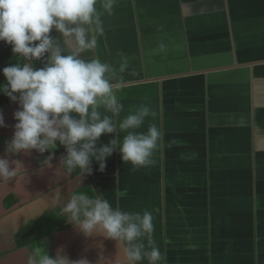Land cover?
<instances>
[{
	"label": "crops",
	"instance_id": "crops-1",
	"mask_svg": "<svg viewBox=\"0 0 264 264\" xmlns=\"http://www.w3.org/2000/svg\"><path fill=\"white\" fill-rule=\"evenodd\" d=\"M101 20L97 47L82 58L116 71L121 118L140 105L156 113L139 129L155 123L162 133L153 163L134 170L117 151L104 172L93 161V173L79 177L56 175L63 147L42 171L48 153L14 155L29 175L0 185V232L37 226L50 212L58 225L54 194L63 203L91 189L113 207L152 213L162 264H264V0H115ZM51 35L63 44L59 33ZM18 107L0 109L8 125L0 128V157ZM65 223L48 239L53 255L62 248L96 264L102 252L107 264H125L115 241L85 237ZM3 238L0 254L13 251L12 264H28L29 247L17 250L13 238Z\"/></svg>",
	"mask_w": 264,
	"mask_h": 264
},
{
	"label": "clouds",
	"instance_id": "clouds-1",
	"mask_svg": "<svg viewBox=\"0 0 264 264\" xmlns=\"http://www.w3.org/2000/svg\"><path fill=\"white\" fill-rule=\"evenodd\" d=\"M114 5L115 0H0V42L10 45L13 57L19 58L0 69L5 77L0 95L19 105L13 136L5 141V156L0 157V185L26 179L29 170L23 161L11 157L33 150L41 156L48 153L39 161L42 171L53 167L59 147L65 149L56 175L77 171L79 177L91 175L93 161L104 172L107 160L117 151L134 170L153 163L162 133L155 123H149L146 131L139 129L156 113L140 105L121 118L124 105L115 94L116 71L94 56L82 58L97 47L93 31H102L101 17L111 15ZM53 30L64 38L63 44L51 35ZM37 62L42 66L37 67ZM3 127L8 125L0 112ZM105 135L111 137L109 141L98 144ZM63 200L57 191L54 202L59 204L62 220L85 237L115 241L125 264L164 261L153 239L151 212L125 211L85 191H73ZM110 259L100 252L96 264ZM28 264L91 262L87 257L73 260L62 248L53 255L47 247L30 255Z\"/></svg>",
	"mask_w": 264,
	"mask_h": 264
},
{
	"label": "trees",
	"instance_id": "trees-1",
	"mask_svg": "<svg viewBox=\"0 0 264 264\" xmlns=\"http://www.w3.org/2000/svg\"><path fill=\"white\" fill-rule=\"evenodd\" d=\"M19 58L13 57L12 48L10 45L0 42V69L7 66L9 62L15 63L17 62ZM5 81V77L3 76L2 71H0V83H3ZM13 103L7 96L0 95V108L7 106L9 104ZM87 192L90 196H96V194L93 192V190L85 189L82 190ZM90 192V193H89ZM55 217V216H54ZM55 220V221H54ZM57 217L51 219L50 221L46 218L43 221L38 222L39 224L32 225L29 227L30 230H37V232H30L31 234L28 235L27 238H23L20 236L19 241L21 246H27L29 243H33L34 241H38L41 239H44L46 237H50L54 233H57L61 231L64 228V221H62V218H60V223L57 225ZM50 223H49V222ZM43 224H46L44 226Z\"/></svg>",
	"mask_w": 264,
	"mask_h": 264
},
{
	"label": "flooded vegetation",
	"instance_id": "flooded-vegetation-1",
	"mask_svg": "<svg viewBox=\"0 0 264 264\" xmlns=\"http://www.w3.org/2000/svg\"><path fill=\"white\" fill-rule=\"evenodd\" d=\"M14 103V102H13ZM9 104L7 105L8 107H11V105L13 104ZM7 106H4V107H1L0 109H7ZM51 211V210H50ZM52 214L53 217L51 218H47V219H53L54 218V214H57V213H54V212H50L48 213ZM41 221V220H39ZM49 222V221H48ZM32 223V222H30ZM50 223V222H49ZM67 223H65L66 225ZM30 226H26V228H22L21 229V232H0V238H3V239H8V238H13L12 240L14 241L15 245L18 247V249H24V248H27L29 247V254L32 255L34 254V252H37L38 248H39V252H43L47 247H48V250L52 253L54 250H51L50 249V246H49V242H48V239L49 237H46L44 239H41V240H38V241H34L33 243H29L27 246H21L20 245V241H19V237L21 236L22 238L21 239H25L28 237L29 234H31L30 232H37V230H30L29 229ZM3 233V234H2ZM36 234V233H35ZM5 235V236H4ZM3 236V237H2ZM48 242V243H47ZM11 252H7V253H1L0 254V258H7L11 253ZM53 254V253H52Z\"/></svg>",
	"mask_w": 264,
	"mask_h": 264
},
{
	"label": "water",
	"instance_id": "water-1",
	"mask_svg": "<svg viewBox=\"0 0 264 264\" xmlns=\"http://www.w3.org/2000/svg\"><path fill=\"white\" fill-rule=\"evenodd\" d=\"M16 249L18 250V247ZM22 254H25V253L23 252ZM19 256H21V255H19ZM15 258H16L15 254H11L6 259H3L2 261H0V264H12V262L15 260Z\"/></svg>",
	"mask_w": 264,
	"mask_h": 264
},
{
	"label": "rangeland",
	"instance_id": "rangeland-1",
	"mask_svg": "<svg viewBox=\"0 0 264 264\" xmlns=\"http://www.w3.org/2000/svg\"><path fill=\"white\" fill-rule=\"evenodd\" d=\"M43 225L46 226V224H43ZM37 252H39V248H38ZM34 253H36V252H34ZM25 255L27 256V254H25ZM3 259H6V258H0V261L3 260Z\"/></svg>",
	"mask_w": 264,
	"mask_h": 264
}]
</instances>
